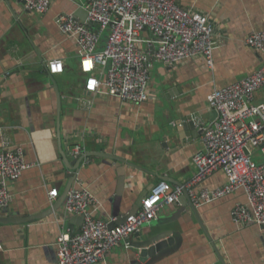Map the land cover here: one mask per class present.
I'll return each mask as SVG.
<instances>
[{
	"label": "crops",
	"instance_id": "crops-1",
	"mask_svg": "<svg viewBox=\"0 0 264 264\" xmlns=\"http://www.w3.org/2000/svg\"><path fill=\"white\" fill-rule=\"evenodd\" d=\"M90 1L52 0L49 12L38 15L21 2L0 0V150L6 135L33 166L10 184L11 201L0 218L38 217L53 208L27 224L0 226V264H56L59 236L75 235L82 227L80 216L68 214L65 202L57 207L69 174L59 152V131L66 157L84 158L71 191H90L98 201L90 209L93 216L122 224L124 216L139 212L138 202L158 183L181 186L193 179V158L203 145L197 127L187 130L184 124L200 119L215 124L218 112L208 106L207 97L264 63V56L245 44L252 32L264 31V0H176L209 18L217 44L214 68L201 58L175 68L155 65L149 100L140 105L105 90L90 94L77 43L56 24L63 14L84 22ZM55 59L64 63V74H49L48 63ZM254 103H264V89ZM77 146L79 156L74 155ZM253 159L264 162L259 151ZM225 183L219 172L199 189ZM55 189L60 196L51 200ZM246 201L239 191L196 208L197 216L185 203L168 206L129 239V248L122 242L98 264H141L134 246L161 234L173 244L144 264H264L261 228L235 225L231 219L233 208Z\"/></svg>",
	"mask_w": 264,
	"mask_h": 264
},
{
	"label": "built area",
	"instance_id": "built-area-1",
	"mask_svg": "<svg viewBox=\"0 0 264 264\" xmlns=\"http://www.w3.org/2000/svg\"><path fill=\"white\" fill-rule=\"evenodd\" d=\"M13 1L23 3L27 11L38 15L48 13L52 4V0ZM84 9V22L72 14H63L56 18V24L64 36L77 43L80 67L88 76L85 90L90 94L105 90L123 102L140 105L149 100L155 65L175 68L201 58L208 68H214L217 44L209 18L182 8L176 0H91ZM90 23L98 30L94 31ZM106 32V45L99 50ZM245 44L264 56V31L252 32ZM47 69L51 76L65 73V65L59 59L50 61ZM263 89L264 63L254 74L214 90L207 103L218 112L217 122L207 125L201 119L193 120L203 145L193 158L197 169L193 179L181 186L158 183L142 201L139 212L115 228H110L113 223L93 216L90 209L98 201L90 191H70L66 210L70 215L83 217V224L77 234L59 236L56 264H98L122 242H127L129 248L133 235L185 194L195 208H200L243 191L247 201L234 207L232 221L240 226L254 224L264 235V162L253 159L256 151L264 157V103H254L256 94ZM81 153L77 146L74 155ZM32 167L23 150L13 148L3 135L0 212L9 207L10 184ZM219 172L226 177L222 187L199 189ZM59 196L56 189L49 193L51 200Z\"/></svg>",
	"mask_w": 264,
	"mask_h": 264
},
{
	"label": "water",
	"instance_id": "water-1",
	"mask_svg": "<svg viewBox=\"0 0 264 264\" xmlns=\"http://www.w3.org/2000/svg\"><path fill=\"white\" fill-rule=\"evenodd\" d=\"M84 11V10H83ZM86 14V12H85ZM87 15V14H86ZM90 26H93L95 24H89ZM60 128V127H59ZM184 128L189 130L192 129L194 130L196 128L195 122L194 121H190L188 123L184 124ZM200 133V132H199ZM201 134V133H200ZM58 144H59V152L61 154V156L64 159V163L66 165L67 170L69 171V174H67V179H68V184L66 189L64 190L63 194L61 195L59 202L57 204L58 206H62V204H64V202H66L67 196L69 194V192L71 191L73 185L76 182L77 179V175L76 172L79 170L80 168V164L83 161V157L79 156L76 158H73L71 161L66 157L65 153L62 150V144H61V135H60V131L58 134ZM167 181V180H165ZM123 182V178L121 179V184ZM144 198L142 200H140L138 202V210H140V206H141V201H143ZM178 203H185L187 206V210L188 212H192L195 216H197V209L190 203V200L188 198V196L185 194L179 201ZM53 211V208L50 209L48 212L45 213V215H41L38 217H32V218H27V219H21L18 217H12V218H0V226H9V225H16V224H27L31 221H34L35 219H41L43 217H45L46 215H49L51 212ZM131 215L127 214L126 216H124L122 218V223L125 222V220L127 219V217ZM80 220L83 223V217H80ZM119 220V219H118ZM118 220L110 225V228L113 229L115 228V226L119 225L118 224ZM169 235H165V234H161L160 236H156L154 238H150L148 240H145L143 242H140L137 246H134V249L138 255L139 258V262L141 264L146 263L149 259L154 258L157 253L156 252H160L163 249L167 248L169 245L173 244V240H168Z\"/></svg>",
	"mask_w": 264,
	"mask_h": 264
},
{
	"label": "bare ground",
	"instance_id": "bare-ground-1",
	"mask_svg": "<svg viewBox=\"0 0 264 264\" xmlns=\"http://www.w3.org/2000/svg\"><path fill=\"white\" fill-rule=\"evenodd\" d=\"M234 209V208H233ZM233 211V210H232ZM231 214H232V212H231ZM131 215H133V214H131ZM231 219H232V217H231ZM234 223V222H233ZM240 226V225H239ZM241 226H243V225H241ZM263 234V233H262ZM264 236V235H263Z\"/></svg>",
	"mask_w": 264,
	"mask_h": 264
}]
</instances>
